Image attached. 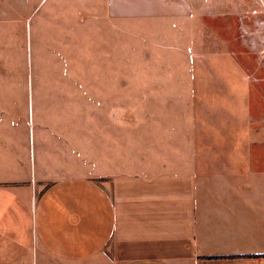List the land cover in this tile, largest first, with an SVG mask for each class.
Returning a JSON list of instances; mask_svg holds the SVG:
<instances>
[{"label": "crops", "instance_id": "crops-1", "mask_svg": "<svg viewBox=\"0 0 264 264\" xmlns=\"http://www.w3.org/2000/svg\"><path fill=\"white\" fill-rule=\"evenodd\" d=\"M195 27L178 37L195 46ZM63 61L40 85L32 59L26 71L0 58V264H264V201L245 194L259 176L244 153L199 149L209 136L193 119L133 135L109 103L85 129ZM93 79L94 94L115 93L109 69Z\"/></svg>", "mask_w": 264, "mask_h": 264}, {"label": "rangeland", "instance_id": "rangeland-1", "mask_svg": "<svg viewBox=\"0 0 264 264\" xmlns=\"http://www.w3.org/2000/svg\"><path fill=\"white\" fill-rule=\"evenodd\" d=\"M104 17L110 24L99 26ZM191 24L195 46L177 32ZM99 28L110 30L108 63ZM60 53L85 129L108 103L133 135L141 124L193 119L209 136L199 149L241 151L258 167L245 194L264 201V0H0L5 67L20 60L29 71L32 59L44 85ZM107 69L115 93L94 94V74Z\"/></svg>", "mask_w": 264, "mask_h": 264}]
</instances>
